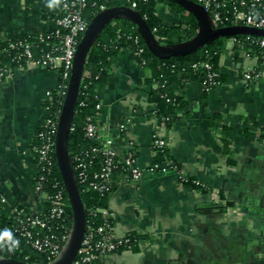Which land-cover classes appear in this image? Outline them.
I'll list each match as a JSON object with an SVG mask.
<instances>
[{
  "label": "crops",
  "instance_id": "1",
  "mask_svg": "<svg viewBox=\"0 0 264 264\" xmlns=\"http://www.w3.org/2000/svg\"><path fill=\"white\" fill-rule=\"evenodd\" d=\"M49 0H0V39L43 36L55 27L61 4ZM159 18L178 22L158 3ZM225 41L220 54L224 82L202 96L194 81L176 91L182 109L166 124L148 99L150 72L123 48L109 78L96 87L101 144L119 167L112 174L108 209L113 233H135L137 250L105 255L101 264H264V65L249 78L246 58ZM59 82L57 70L34 64L0 79V214L34 206L36 133L48 115L46 101ZM165 141L155 163L153 142ZM34 148V147H33ZM142 171L130 178L125 159ZM153 164L161 168L150 171ZM199 183L202 188L183 180ZM257 213V215H254Z\"/></svg>",
  "mask_w": 264,
  "mask_h": 264
},
{
  "label": "built area",
  "instance_id": "2",
  "mask_svg": "<svg viewBox=\"0 0 264 264\" xmlns=\"http://www.w3.org/2000/svg\"><path fill=\"white\" fill-rule=\"evenodd\" d=\"M87 1L90 0H62L61 15L55 20V27L47 33L48 37L55 38L59 42H54L49 49L34 55L33 43L17 39L10 41L7 48L2 51L10 50L13 53L10 59L0 67V79L9 77L13 68L22 67L24 64H34L47 69L57 70L60 80L56 87V95L62 105L66 93L67 84L70 76V70L73 64L74 54L82 34L87 28L88 22L82 15V9ZM106 1V0H102ZM202 5L210 16L211 23L215 27L223 24L224 21L230 20L231 25H247L264 29V0H194ZM93 5L96 3L92 2ZM134 5V3H132ZM104 3L98 5V9H106ZM132 8V7H130ZM133 9V8H132ZM64 30V32H61ZM39 41H44L43 36H38ZM131 38V36H127ZM259 43L264 46V37H260ZM134 43H138V36L132 37ZM230 47L240 45L241 42L237 38H230L227 42ZM142 48H137L132 52L137 55ZM246 58L252 59L248 53L240 51ZM1 56V55H0ZM255 59V58H254ZM209 68L208 64H205ZM219 72H209L203 84L206 90H211L212 86L218 85L215 78ZM252 74L257 75L258 72L254 67L246 66L243 70V76L249 78ZM48 91L46 94L51 95ZM99 104L96 105V109ZM61 109L48 113L41 128L37 132L40 143L34 147L37 153L36 171L34 177L33 189L36 193L37 202L34 206H19L14 208L10 215L9 224L5 229H10L15 238L19 241V247L12 251L21 255L24 259H29L35 252L39 254L41 259L46 263L55 261L63 251L71 231V225H68L66 215V200L64 190L60 187L58 181L52 183L53 191L45 189L44 183L47 176L53 169V152L55 143V133L57 129V121ZM85 135L90 139L100 140L98 126L96 121L90 117L85 122ZM155 147H164L163 139H156L153 142ZM100 154L101 162L99 168L93 171L91 178H88V166L93 163L94 157ZM84 157H76L75 179L84 185L85 189H93L100 195L110 192L112 187V171L115 168L112 152L101 146H91L85 152ZM125 166L129 170L130 178L137 181L142 176V171L135 165L134 158L128 156L124 161ZM160 164H153L149 170L161 168ZM181 180H183L181 178ZM77 182V181H76ZM199 184V183H197ZM93 213H99L105 220L112 219V213L107 208H96ZM126 236L118 238L113 233V225L107 222L102 225L95 226L93 223L85 222V232L77 251L76 257L70 264H94V262L109 253H113L120 244L126 242ZM25 261V260H23ZM28 262V261H25ZM30 263V262H28ZM31 264H39L33 262Z\"/></svg>",
  "mask_w": 264,
  "mask_h": 264
},
{
  "label": "trees",
  "instance_id": "3",
  "mask_svg": "<svg viewBox=\"0 0 264 264\" xmlns=\"http://www.w3.org/2000/svg\"><path fill=\"white\" fill-rule=\"evenodd\" d=\"M94 1L96 3L93 5L92 2ZM100 3H104L106 7L128 6L138 11L161 44L173 45L183 42L193 37L198 30L196 18L191 13L181 8L173 0H90L87 1L85 7L82 9V15L88 23L100 11L98 9ZM132 3H134V5H132ZM158 3L167 5L171 14L178 18V22L171 25L165 24L157 14L156 6ZM229 25H231L230 20H226L223 24H219V26ZM61 32H64V30H61ZM135 35L138 36V43H134L132 39ZM127 36H131V38H127ZM43 37L44 41L40 42L38 35H10L5 39H0V51L7 48L10 41L21 39L32 42L34 55L38 56L40 53L47 51L52 43L56 41L59 42V40H56L55 38L48 37L47 34L43 35ZM230 38H237L241 42L240 45L236 44L232 46L234 50L238 52L244 51L256 59V71L261 65H264V46L260 45L259 40L261 38L258 36L237 34L230 37H220L204 44L201 48L192 53L161 59L153 55L147 49L136 25L128 19L117 18L106 24L87 55L81 77L77 102L72 115L71 125L67 133L66 147L69 152L74 174H76L75 165L77 163L75 158L84 157V159L87 160V158H85V152L88 151L91 146L102 145L101 141L86 137L84 127L88 117L96 121L95 117L98 111L96 105L99 103L96 94V87L108 80L110 66L116 60L121 49L126 47L129 48L131 52H134L137 48H142V51L139 54L134 55V57L150 72L151 76L149 81L154 85V88L150 89L148 99L154 104L157 117L160 120H163L166 124H169L172 120L171 115L175 114L184 106L182 97L176 92L183 83L187 81L196 82L199 86L201 95L206 96L210 90H206V86L203 82L209 72H219L218 76L215 78L218 85L225 81L226 76L219 71L220 54L225 41ZM12 53L13 51L10 50L0 52V67L10 59ZM205 64H208L209 68H206ZM216 86H212V89ZM55 91L56 88L51 91L52 93L46 101L48 113H53L54 111L61 109L62 106L60 104L62 97L59 99ZM40 128L41 126L38 131ZM39 143L40 141L36 133L33 147L37 146ZM33 147V154L35 160H37L38 155ZM164 152L165 149L163 147L157 150L154 159L155 163L164 161ZM52 155L54 161L53 169L47 176L44 186L46 190L53 191L52 183L54 181L59 182L60 187L64 190L67 203L66 215L68 225H71V209L56 165L54 152ZM113 161L115 168L113 169L112 174L115 169L119 167L114 158ZM100 162L101 155L97 154L93 159V163L88 166L87 172L89 179L91 178L93 171L99 168ZM76 181L85 210L86 223L89 224L91 222L97 226L107 222L108 224L113 225L111 218L105 220L99 213L92 212V210L96 208L108 207L107 202L110 192L100 195L93 189H85L83 184L79 183L77 179ZM183 181L191 183L198 188H202L200 184H195L192 181ZM8 224L9 219L2 217L0 214V230ZM126 238L127 241L120 244L114 252H119L124 249L137 250L140 240L139 236L135 233H130ZM0 257L14 258L22 261L25 260L30 263H46V260L41 259L39 254L35 252L29 259H24L21 255L12 251L4 250L0 251ZM102 258L97 259L94 264H101Z\"/></svg>",
  "mask_w": 264,
  "mask_h": 264
},
{
  "label": "water",
  "instance_id": "4",
  "mask_svg": "<svg viewBox=\"0 0 264 264\" xmlns=\"http://www.w3.org/2000/svg\"><path fill=\"white\" fill-rule=\"evenodd\" d=\"M173 1L181 8L191 13L196 18L198 24L196 34L183 42L173 45L161 44L141 14L128 6L107 7L106 9L99 11L89 21L86 30L81 36L74 54L66 93L59 113L54 143L56 165L72 213L71 231L60 256L55 261L47 264H70L76 257L85 232V210L71 166L69 152L66 147V138L77 102L81 77L87 55L105 25L117 18L128 19L136 25L147 49L153 55L161 59L192 53L201 48L204 44L220 37H230L237 34L264 37V29L262 28L247 25L215 27L211 23L209 14L199 3L194 0ZM254 215H257V213H254ZM262 219L264 220V213ZM0 264L31 263L14 258L0 257Z\"/></svg>",
  "mask_w": 264,
  "mask_h": 264
},
{
  "label": "clouds",
  "instance_id": "5",
  "mask_svg": "<svg viewBox=\"0 0 264 264\" xmlns=\"http://www.w3.org/2000/svg\"><path fill=\"white\" fill-rule=\"evenodd\" d=\"M62 0H49L48 7L60 5ZM19 247V241L15 238L10 229L0 232V251H15Z\"/></svg>",
  "mask_w": 264,
  "mask_h": 264
},
{
  "label": "rangeland",
  "instance_id": "6",
  "mask_svg": "<svg viewBox=\"0 0 264 264\" xmlns=\"http://www.w3.org/2000/svg\"><path fill=\"white\" fill-rule=\"evenodd\" d=\"M83 35V34H82Z\"/></svg>",
  "mask_w": 264,
  "mask_h": 264
}]
</instances>
